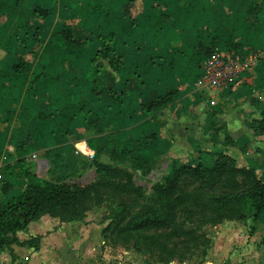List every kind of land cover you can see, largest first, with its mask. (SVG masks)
Returning <instances> with one entry per match:
<instances>
[{
	"label": "crops",
	"instance_id": "1",
	"mask_svg": "<svg viewBox=\"0 0 264 264\" xmlns=\"http://www.w3.org/2000/svg\"><path fill=\"white\" fill-rule=\"evenodd\" d=\"M136 1L141 10L134 33L126 41L128 47L141 50L128 69L147 73L156 94L173 89L177 95L154 116H145L140 100L134 99L137 117L132 126L114 131L118 145L138 150L144 158L185 154L191 157L188 162L200 159L206 163L201 154L210 157L222 152L240 158V151L219 137L224 134L214 138L212 125L221 122L235 145L248 122L261 125L264 58L243 73L226 94L201 96L195 80L200 63L213 52L264 54V0H0V167L15 161L16 138L30 125H37L33 136L36 151L27 157L28 162L33 161L32 154L62 149L57 140L67 135V124L83 119L81 107L92 84L86 59V50L91 49L63 47L57 34L63 25L96 24V29L115 33L111 43L119 47L117 8ZM36 6L50 11L45 20L33 18ZM38 25L40 36L34 32ZM37 44L41 48L34 50ZM24 47L29 49L25 54L19 51ZM27 54L32 60L29 68L18 74L12 71L11 58ZM58 107L62 109L56 111ZM62 114L64 120H60ZM61 121L67 124L59 127ZM147 129L155 133V140L143 148L138 141ZM12 196L5 198L0 192V202ZM103 227V223L62 222L43 215L15 233V241L0 251V264H95L103 244Z\"/></svg>",
	"mask_w": 264,
	"mask_h": 264
},
{
	"label": "trees",
	"instance_id": "2",
	"mask_svg": "<svg viewBox=\"0 0 264 264\" xmlns=\"http://www.w3.org/2000/svg\"><path fill=\"white\" fill-rule=\"evenodd\" d=\"M131 2L123 3L117 8L118 28L117 37L121 45L115 47L111 43L115 33L101 30L96 24L88 27H72L63 25L58 38L62 41L63 47L74 49L88 47L86 50L88 69L92 84L88 94L94 96V100L85 97L84 106L81 107L83 119L96 114L103 113V117L127 121L133 124L135 107L133 100H140V108L145 116H154L159 110L172 103L177 91L168 89L164 94L158 95L151 89L150 78L147 73L130 71L129 64L140 52L139 46L128 47L126 41L134 33L137 17H131L129 9ZM96 13V12H95ZM93 13V14H95ZM50 11L44 7L36 6L32 10L35 19H46ZM92 16V14H90ZM93 21V19H92ZM41 25L34 28L35 34ZM264 58V57H263ZM30 61L24 56H14L9 65L15 73H21L30 66ZM199 67V66H198ZM144 95V96H143ZM143 96V97H142ZM103 104L104 106H98ZM58 107L56 111H60ZM96 109V110H95ZM55 111V112H56ZM53 113L55 116L56 113ZM57 115V114H56ZM60 120L66 116L59 115ZM43 118V117H42ZM41 118V119H42ZM43 119H53L43 118ZM60 126L67 122L61 121ZM261 130H264V120L261 121ZM37 125L21 132L16 138L15 161L0 167V192L7 194L12 190L13 179L22 181L21 188L16 195H13L6 202H0V251L11 245L16 232L25 230L31 221H35L43 215L58 217L62 222L82 220L84 213L63 217L61 214L65 208H69L79 202L89 201L99 204L107 200L109 213L106 219L113 225L118 236L137 232L150 242H155L160 236L141 234L142 229L148 227H164L175 221L178 206L187 200L188 196H176L172 193L177 189L178 182L184 177H200L206 173H214L220 176V188L234 194L236 175H243L252 181L253 188L249 192L227 196H214L210 198L221 213V219L243 220L250 217L252 222H257L264 216V179H259L256 172L246 166H238L235 159L228 153H217L213 157L211 166L203 160L190 162L172 163L167 173L155 182L150 189L145 185H137L131 181L123 182L113 175L117 171L113 164H106L100 161L96 164L98 179L84 186H69L60 183L59 180L43 178L30 169L27 157L36 151L34 144V133ZM57 129V128H56ZM155 133L152 130H145L142 133L139 143L145 148L154 143ZM148 160L144 157H137L136 162L131 166L133 172L142 175ZM130 178V175L128 176ZM131 197L128 203L124 197ZM104 230H102L103 234ZM254 231L251 229V233ZM38 240V238H36ZM264 244V233L261 239ZM37 245L34 246L36 250Z\"/></svg>",
	"mask_w": 264,
	"mask_h": 264
},
{
	"label": "rangeland",
	"instance_id": "3",
	"mask_svg": "<svg viewBox=\"0 0 264 264\" xmlns=\"http://www.w3.org/2000/svg\"><path fill=\"white\" fill-rule=\"evenodd\" d=\"M140 10V1L131 3L130 16L133 18L139 15ZM92 11L96 12V8ZM75 21L77 19L73 20ZM26 25L28 26L29 23ZM38 46L35 45L34 50L38 49ZM28 47L31 49L32 45ZM29 49L24 47L19 51L25 54ZM25 58L31 59L29 54ZM227 91H223V94ZM199 94L204 96L209 93L199 91ZM87 98L95 99L92 94H88ZM102 114L100 110L82 120L69 122L66 127L67 135L64 134L57 140V144H62L63 148L57 150L54 147L36 153L38 161L28 162L31 171L40 177L59 180L60 183L71 187L84 186L98 179L99 174L93 162L97 160L113 164L117 169L113 173L115 178L123 182L131 181L137 185H145L149 190L167 173L172 163L178 165L191 160V157L185 154L148 157L144 173L138 175V172L131 170V166L136 162L137 157L143 155L138 150L120 147L118 138H115L116 134H114L115 130L132 125L127 121L105 118ZM133 117L136 118V114ZM248 124L250 127L248 126L244 131L237 145L218 121L212 125L214 138L218 133L224 134L219 136L223 142L240 151V158L238 155L235 159L236 164L252 168L259 179H264V130H261L262 124L259 126L253 120ZM52 127L55 129L56 124ZM255 141L262 147H258ZM139 144L138 149L141 148ZM78 149H84L86 155L79 153ZM201 158L205 159L207 165H212V156L201 154ZM213 174L206 173L200 177H184L179 180L177 189L172 195L188 196V198L178 206L175 221L164 227H148L140 231L141 234L160 236L155 242H150L137 232L118 236L114 226H108L110 220L106 219L109 213L107 200L99 204L89 201L79 202L65 208L61 214L63 217H68L85 212L82 220H86V223L90 225L103 223V244L100 246L95 264H264V248L261 246L264 220L260 218L253 223L250 217L243 220L221 219V213L210 202V198L214 196L229 197L249 192L253 188L252 181L243 175H236L234 179L236 190L234 194H230L220 188V176ZM21 185V180L14 179L10 193L16 195ZM9 196L4 195L5 198ZM124 199L128 203L132 201L128 196Z\"/></svg>",
	"mask_w": 264,
	"mask_h": 264
},
{
	"label": "built area",
	"instance_id": "4",
	"mask_svg": "<svg viewBox=\"0 0 264 264\" xmlns=\"http://www.w3.org/2000/svg\"><path fill=\"white\" fill-rule=\"evenodd\" d=\"M263 57V53L242 56L236 52L227 54L213 52L200 63L195 86L199 91L208 92V96L219 94L236 85L241 75L252 70ZM78 151L86 155L82 149H78ZM30 159L36 161V155L32 154Z\"/></svg>",
	"mask_w": 264,
	"mask_h": 264
},
{
	"label": "bare ground",
	"instance_id": "5",
	"mask_svg": "<svg viewBox=\"0 0 264 264\" xmlns=\"http://www.w3.org/2000/svg\"><path fill=\"white\" fill-rule=\"evenodd\" d=\"M83 150V152L85 153V150L84 149H82ZM86 154V153H85Z\"/></svg>",
	"mask_w": 264,
	"mask_h": 264
},
{
	"label": "water",
	"instance_id": "6",
	"mask_svg": "<svg viewBox=\"0 0 264 264\" xmlns=\"http://www.w3.org/2000/svg\"><path fill=\"white\" fill-rule=\"evenodd\" d=\"M43 162V161H42Z\"/></svg>",
	"mask_w": 264,
	"mask_h": 264
}]
</instances>
